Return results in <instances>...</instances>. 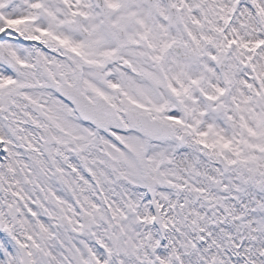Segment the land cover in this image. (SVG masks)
I'll use <instances>...</instances> for the list:
<instances>
[{"label":"snow or ice","instance_id":"6c2138e0","mask_svg":"<svg viewBox=\"0 0 264 264\" xmlns=\"http://www.w3.org/2000/svg\"><path fill=\"white\" fill-rule=\"evenodd\" d=\"M0 264H264V0H0Z\"/></svg>","mask_w":264,"mask_h":264}]
</instances>
